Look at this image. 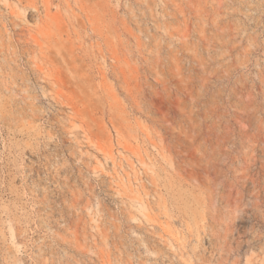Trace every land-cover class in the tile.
Returning a JSON list of instances; mask_svg holds the SVG:
<instances>
[{
    "label": "rangeland",
    "instance_id": "1",
    "mask_svg": "<svg viewBox=\"0 0 264 264\" xmlns=\"http://www.w3.org/2000/svg\"><path fill=\"white\" fill-rule=\"evenodd\" d=\"M0 264H264V0H0Z\"/></svg>",
    "mask_w": 264,
    "mask_h": 264
}]
</instances>
